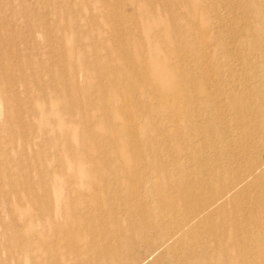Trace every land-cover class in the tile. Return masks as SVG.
I'll list each match as a JSON object with an SVG mask.
<instances>
[{"label": "rangeland", "instance_id": "rangeland-1", "mask_svg": "<svg viewBox=\"0 0 264 264\" xmlns=\"http://www.w3.org/2000/svg\"><path fill=\"white\" fill-rule=\"evenodd\" d=\"M38 1L40 0H0V53L2 62L5 65L12 62V74L19 75L25 81L27 80L26 84L24 82L19 83L7 93L22 96V101L18 102L20 105L15 107L19 110L17 117L24 113L30 118L26 123V127L30 130L28 129L25 137L24 134L22 135L17 131L18 127L22 125L20 121L17 118H9V107L13 103L12 101L6 102L1 97L6 88L0 83V264H40L48 259L46 253L42 256L43 259H37L29 255L25 258V261L23 260V263L20 262L23 251L17 241L21 240L23 234L26 237L31 235L30 230L27 231V228L21 223L25 219H29L28 214L21 213L22 209L20 208L27 206L24 196L30 198L32 195H39V184L37 183L40 173H38L36 167L38 163L36 162L37 156L40 155L41 160H44L43 163L49 168L48 172L55 176L54 174L57 173L60 165H64L62 160L64 154L67 151L68 156H70V151L73 154L72 150L69 151V148L82 147V134L85 129H91L95 145L102 147L108 140L112 139L107 150V155L111 156L113 161L110 167L112 170H101L103 172L102 176L94 177V186L91 187L89 182L92 178H89L86 170L93 169L95 166H92L91 162H75L72 166L78 171V174L80 173L82 182L75 184L68 175L61 177L56 175L57 179L60 178L59 182L55 184L56 179L53 178L50 186L51 190H54V195L45 194L42 195V198L46 200L50 196L53 199L55 212L52 214L56 215L57 219H61L65 208L64 204L68 200L75 205L76 200L82 197V200L85 201L82 214L90 216V210L94 203L93 195H118V197L112 205L107 204L108 207L104 210L105 214L111 216L109 223L102 222L98 217H94L91 225L85 228V233H82L80 241L76 243L81 249L78 253L72 252L69 258L66 257V260L62 261L63 255L73 251V248L72 246L59 245L53 251V255L59 256L60 260L57 261L56 258H50V260L54 264H99L104 258L101 259L96 255L106 245V253L108 254L104 257L105 260H108L111 253L116 252V246L113 244L119 239L127 240L124 233L126 229L130 228L131 218V220L139 221V228H144L148 223L154 224L158 228L156 230L158 236L155 241L144 240L146 241L145 246L150 249L148 252L137 250L134 253H125L124 260H127V264H168L170 261L179 263L185 255L184 250L190 248V243L194 242L189 235V230L192 227L198 230L200 236L206 237L209 227L222 218L223 210H220V205H223L225 210H230L232 208V197L236 193L241 192L242 195H245L242 198L243 201L248 195H255L256 192L264 190V141L258 129L259 117L251 115L249 111L245 112L238 110L237 107L234 108L231 105L232 92L230 91L234 88V93L242 95L244 103L255 99H258L260 105L264 102V96L257 97L261 90L264 91V87L257 88L251 85L238 84L239 77L249 74V64L259 61L256 56H259L261 52L260 50L251 51L255 41L254 36H257V33L264 32V24L258 13L251 9V5L255 0H213L212 6L219 7L222 10L223 26L226 27L227 32L225 36L222 35L216 41L213 33L207 34L209 43L216 42L218 44L214 51H210V55L214 59L213 68L218 67V70H220V74L214 70L208 76L213 85L211 84L212 93L207 98V93L198 92L197 88L188 81L185 84L190 86L178 89L174 81L183 77V75H195L197 67L190 60H185L188 56L183 54L176 57L173 63L172 58L176 50L170 46L163 45L162 47L164 49L163 54L168 57V68H171L172 72L162 75H170L173 82L160 88L157 82L142 79L145 73L135 72L133 68H137V66H133V64L123 68L120 72L112 69L111 73L108 70V65L116 67L119 58L115 55V58L109 59L105 63V60L101 57L107 56L106 47L100 45L99 75L107 76L111 74L115 76L117 78L116 82H118V85L120 84L119 87L123 90L116 93L114 89L115 95L111 94V97L110 94L106 95L117 107L123 103L122 98L125 97L126 109L128 112L130 111L128 113L125 109L120 108L122 115L115 118L114 132H111L110 125L107 122L108 118L105 117L98 100L106 96L104 94L107 87L90 81L87 77L93 70L88 72L84 66L77 72L79 80L78 98L70 94L66 97V100L68 105L72 107V112L79 103H82L84 105L82 110L85 114L75 113L72 119L73 123H70L68 115L64 116L65 120L59 118L54 122L53 114L47 112L45 108L46 113L41 116L42 126L37 122L38 117L32 114V106L40 104L41 109H43L41 100L25 97L27 94L34 93L35 86L32 78L36 75V72L32 70L28 73L26 71L22 73L17 68V64L21 65L23 63L28 67L33 65L36 58L33 52L35 40L40 42L42 58L51 64H57L59 54L61 55L54 48L55 45L59 47V44H66L70 49H74L76 51L75 59L78 63H81L84 56L83 52H85L83 49H88V46L82 47L79 45L78 36L91 14V12L86 11L83 15H79L76 14V11H73L75 7H83L85 0H43L45 4ZM130 1L115 0V2H112L111 12L116 16V20L119 19L117 15L119 11L125 17L133 16L134 11L129 6ZM140 2L145 1L140 0ZM150 5L151 3H148V6ZM182 10V5L175 6L176 13L179 14ZM96 11L97 9H93V12ZM206 11L207 19H203V26L206 25L209 29L211 23L219 19L214 13L210 14V8H207ZM63 15L65 17L62 19ZM181 18L184 23L187 20L189 21L185 15H182ZM41 20L49 23L51 33L49 39H46L37 30L30 37L28 29L35 22ZM76 24L82 28L79 29ZM94 32L98 33V30L95 29ZM102 36L105 37L106 34L104 33ZM132 38L133 41L140 40L139 42L145 40L144 34L135 36V39ZM92 40L103 42L104 38L97 37V34L92 37L88 36L86 45H90ZM152 41V45L161 42V36L153 37ZM128 52L131 57L137 59L141 55H148L144 47H131ZM13 54L15 55L13 56ZM86 55L90 59L95 57L90 51ZM179 57H184V59ZM49 63L46 62V65ZM200 64L205 69L209 68V62L205 66L201 60ZM174 65H180L182 68H175ZM240 68L241 70H239ZM47 73L50 75V72ZM123 77L128 79L124 80ZM222 77L223 80L220 79ZM46 78L44 76V79ZM47 82L45 80L40 87H47L49 90L51 88L57 89V86L45 84ZM128 90L137 95L133 108L130 106L132 101L127 100L126 97ZM257 90L260 91L257 92ZM102 91L103 94H101ZM218 96L224 98L225 105L222 112L218 108L216 109L215 105L212 106L211 100L213 98L217 99ZM47 100L51 104L57 102L54 97H48ZM57 106L61 108L64 105L60 103ZM258 113L263 112L259 110ZM84 116H87V120L84 119ZM120 116L129 118L131 125H128L126 119L120 118ZM68 126L70 127L68 128ZM67 128L72 131L71 134L66 132L67 139L73 141V144L63 141L62 139L66 136L62 135L61 141H58V147L53 149L46 142V139L55 136V131L60 130L64 133ZM127 128L128 132L126 131ZM113 133L114 136H110ZM24 141H28V143L23 144ZM93 150L94 148L90 150L92 155H94ZM137 151L141 152L150 162L136 168L134 176H126L123 164L118 157L119 153L126 159L132 158L134 160L133 156ZM61 152L64 154H61ZM22 156H25L29 163H32L31 166H26L32 174V181L27 186L23 185L24 179L28 177V169L22 168ZM230 156L233 159L231 164L228 162ZM90 160L92 161L91 158ZM23 162L25 165L28 164L25 161ZM130 164H125V166L129 167ZM68 165L70 166L71 163H68ZM229 165L230 168L239 171L251 168L253 174L236 189H229L232 179L223 177V173L219 172L222 166ZM235 165L237 167H233ZM67 170L63 169L61 173L64 174ZM45 174V172H42L40 175L44 177ZM147 177V180L143 179ZM211 177L214 178V193L207 189L204 195H225L220 204H215L207 209L198 219L192 221L191 225L184 227L176 234L177 223L174 222L173 217L155 218L156 214L161 211L160 207H166L167 212L170 210L183 212V200L189 198L192 200L190 197L192 194L187 191V187H198L201 183L209 181ZM255 179H261V181H258L257 186L254 184L250 188ZM13 203L20 207L14 217L10 214L8 207ZM167 212L165 213L168 215ZM188 213L190 214V212ZM210 214H217L215 221L201 222L205 216ZM49 216L51 215L42 217L44 226L51 227L50 222H46ZM104 223L107 225H103ZM14 224L19 225L21 230L16 232L13 229ZM165 225L167 228H163ZM45 229L47 228L44 227L43 230ZM95 233H99V236L94 237L93 234ZM165 235L168 236L165 238ZM14 239L16 240L14 241ZM74 243L71 242V244ZM215 246L221 252H225L226 246H223V244H216ZM243 247L246 249L247 245H243ZM262 251L264 252V247L263 250L257 249L258 254ZM11 253L15 254V258L10 259ZM201 254H204V252ZM207 256L208 254L201 255L194 261H196V264L225 263L218 261L216 257L210 258ZM258 257V260L250 258L249 262L251 264H264V253L263 256L259 254ZM2 259L7 261H1Z\"/></svg>", "mask_w": 264, "mask_h": 264}, {"label": "bare ground", "instance_id": "bare-ground-1", "mask_svg": "<svg viewBox=\"0 0 264 264\" xmlns=\"http://www.w3.org/2000/svg\"><path fill=\"white\" fill-rule=\"evenodd\" d=\"M144 1L145 2L142 3L140 0H131L129 6L130 9L134 11L133 16L125 17L119 11L117 12L119 18L118 20H116V16L111 12L112 2H115V0H85L83 7H75L73 11H76V14L79 15H83V13H86V11L91 12L88 17V21L85 23L86 25L83 27L84 29L78 36V44L82 47L88 46V49H83L85 52H83L84 56L81 63L76 61V51L74 49H70L66 44H59L58 47L54 43L55 51L61 53V55L59 54V60L55 65L45 61L41 56V47L39 45L40 42L35 40V43L33 44V52L35 53L36 58L33 65L28 67L21 63V65L17 64V68L22 73L24 71L28 73L32 70L36 72V75H34L32 78L35 86L34 93L31 95L27 94L25 97L42 101L43 109H41L40 104L37 106H32V114H34L35 117H38L37 122L40 126L43 125L41 116L46 113V111H44L45 108L47 112L49 111L53 114L52 117L54 118V122H56L59 118L64 119V116L68 115L71 123L75 113L80 112L81 114H85L84 110H82L84 107L82 103H79V105H77V107L72 112V107L68 105L66 100V97L70 94L75 95V97L78 98L79 90L77 87L79 86V80L77 78V72L82 66H84L88 72L93 70L92 73H89L87 77L90 79V81L94 83L96 82V84L100 83L99 85L107 87V91H105L106 93L104 95L110 94V97L111 94L115 95L114 89L116 90V93L123 91L122 88L119 87L120 84L118 85V82H116L117 78H115V76L111 74H108L107 76L99 75L98 66L101 63L102 58L105 60V63L108 62L109 59L115 58V55L117 58H119L117 60L119 61L118 65L116 67L108 65V70L110 72L112 69L120 72L123 68L133 64V66H137V68H133L135 72L138 71L140 73H145L142 79L146 81L150 80L157 82L159 84L158 87L160 88L170 84L173 82V79L170 77V75L163 76L165 73L172 72V69L168 68V57L163 54V45L170 46L172 49L176 50V53L172 58L173 63L175 62L174 59L176 57H178L180 54H183L188 56V58L185 60H190L197 67L195 75H183V77H180L174 81L178 89L180 90L183 89V87L188 86L189 84H185V82L188 81L197 88L198 92L207 93L206 98L210 97L209 94L212 93L211 88L213 82L208 78V76L210 72H214V70L220 74V70H218V67L215 69L213 68L214 59L210 55V51H214L218 44L216 42L212 44L209 43L207 41V34L210 32L213 33L215 41L219 40L222 35L225 36L227 31L226 27L223 26L224 17L221 8L212 6L213 0ZM38 2L45 4V1L43 0ZM148 3H151V5L148 6ZM178 4L183 6V10L179 12V14L175 11V6ZM207 8H210V14L214 13L219 19H216L214 22H212L211 26H209V29H207L206 25L203 26V19H207ZM93 9H97V11L93 12ZM251 9L252 11L258 13L262 23L264 24V0H255L251 5ZM182 15H185L189 21L187 20L184 23L181 18ZM64 17L65 16L63 15L62 19ZM168 17L171 19L169 20ZM77 26L79 29L82 28L80 25ZM95 29L98 30V33L94 32ZM35 30L41 32L46 37V39L51 37L48 22H43L41 20L30 26L28 29L30 37H32ZM104 33L106 34L105 37L102 36ZM96 34L97 37L104 38V41L99 42L92 40L90 45H86V38L88 36L92 37ZM141 34H144L145 40L142 42H139L140 40L133 41L132 37L135 39V36H140ZM157 36H161V42H157V44L152 45V38ZM254 39L255 41L251 47V51H261L260 55L256 56L259 61L249 64V74L247 76L243 75L242 77H239L238 84L243 86L251 85L259 88L264 87V32L257 33V36H254ZM100 45H104L106 47L105 51L107 54L106 57H101V59L99 58V54L101 55L99 48ZM131 47H144L147 50L146 53H148V55H141V57L138 59L133 58L128 52V49ZM88 51L93 53L95 57L91 59L88 58L86 55ZM14 55L15 54H13V56ZM179 58L184 59V57ZM201 60L205 66L207 62H209L208 69H205L201 66ZM18 62L20 63L19 60ZM46 62L49 64L46 65ZM174 67L182 68L180 65H174ZM11 70L12 62H9L7 65L3 64L0 53V83L6 88L4 92H2L1 97H3L6 102L12 101L13 104H10L11 106L9 107V118H17L18 121H20L22 125L18 127L17 131L22 135L24 134L26 137L29 129L26 127V123L30 118H28V116H26L24 113L21 114L20 117H17L19 110L17 108L15 109L16 106L18 107V105H20L18 102L22 101L23 98L20 95H11L7 92L11 88L16 87V85L19 83L24 82L26 84L27 80L25 81V79L19 75L15 76L12 74ZM239 70H241V68ZM47 72H50V75ZM235 74L236 73L234 71V75ZM44 76L47 78L44 79ZM123 79L127 80L128 78L123 77ZM220 79L223 80V77ZM45 80L48 81L45 84H48L49 86H57L56 88L58 90L53 88L49 90L47 87L41 88L40 86L45 82ZM60 84H62V86H60ZM234 90V88H232V90L230 89L232 92L231 105L234 108L237 107L238 110H243L245 112L249 111L251 115H257L259 117L260 124H258V129L260 131V136L264 141V102L260 105L258 104V99H255L244 103L242 100V95L234 93ZM130 91L131 90L127 91L128 95H126V97L127 100L129 99L132 101L130 106L133 108L135 106L134 103H136L137 100V95L131 93ZM259 91L260 90H257V92ZM101 94H103V91ZM260 96H264L263 90L257 94V97ZM48 97L56 98L57 102L55 104H51V102L47 100ZM223 99L224 98L222 96H218L217 99L213 98L211 100L213 103L212 106L215 105L216 109L218 108L221 112L225 105ZM98 100L103 108L105 117L108 118L107 122L110 125V130L111 132H114L115 118H117L119 115H122L120 108H123L125 111H127L126 99L125 97L122 98L123 103L118 107L112 102V100L108 99L107 95ZM95 101L98 103L97 100ZM60 103L64 106L58 108L57 105ZM257 110H260L263 113H258ZM128 113H130V111ZM86 118L87 116H84V119ZM120 118L126 119V123L131 125V120H129V118H124L123 116H120ZM47 120L49 121L48 118ZM69 127L70 126H68V128ZM68 128L67 130H64V133L60 130L55 131V136L47 138L46 142L49 143L53 149H56L58 147V141H61L62 135H65L66 137L62 140L66 143H71L72 145L73 141L67 139V133H72V131ZM90 130L91 129H85L84 133L82 134V147H73L74 149L69 148V151L72 150L73 154H71L70 151V156H68V151L66 154L61 152V154H64V158L62 159L64 165H60L59 170L56 174H54L55 176L48 172L49 168L46 167L45 163H43L44 160H41L40 155H38L36 158V162H38L36 166L38 173H46L44 177L39 174L40 178L37 183L39 184V195H32L30 198H26L24 196V201L27 202V206L24 208L17 207L16 203L8 206L10 209V214L13 217L18 213V208L22 209L21 213H27L29 217V219H25L24 222L21 223L27 228V231L30 230L31 235H29L30 237H26L23 234L21 235L23 236L21 240L17 241L22 247L21 250L23 251L20 262L23 263V260L25 261V258L29 255L31 257H36L37 259H43L42 256L47 253L48 259L45 258L46 261L44 260L40 264H54L50 258H56L57 261L60 260L59 256L53 255V251L59 245H63L65 247L72 246L73 248V251L68 252L69 254L66 253L63 255L62 261L66 260V257L69 258L72 252L78 253L81 250L76 243L80 241L82 233H85V228L91 225L94 217H98L102 220V222L109 223L111 220V216L105 214L104 210L106 207H108L107 204L110 203L112 205V203L116 201L118 195H93V201L96 204L93 203V207H91L90 210V216H85L82 214V209H84L83 206L85 205V201L82 200V197L79 200H76L75 205L71 204L68 200L64 204L65 208L61 219H57L56 215L52 214L55 212V202L53 199L50 196H48L46 200L42 198V195L45 194L54 195V190H51L50 186L53 178L56 179L54 181L55 184L59 182L60 178L57 179L56 175H59L60 177L68 175L71 178V181L75 184L82 182L80 173L78 174V171L72 166V164L75 162L86 161L89 163L91 162L92 166H95L93 169L90 168L86 170L89 174V178H92L89 182L91 187L94 186L93 178L103 173L101 170L107 171L110 169L113 161L111 156L107 155V150L109 149L112 139L108 140L104 145H102V147L100 145H95ZM126 131L128 132V128ZM110 136L113 137L114 133ZM27 143L28 141H24L23 144ZM91 148H94V155L90 154L92 152L90 151ZM89 154L92 156L90 157ZM118 157L120 158V162L123 164L126 176H134L136 168L147 165L148 162H150L139 151L134 154V160L132 158H124L121 153H119ZM23 161L27 162L28 164L25 165ZM228 162L230 164L233 162L232 156L229 157ZM21 163L23 164L22 168H27L32 164L29 163L25 156L21 157ZM68 163H71V165L69 166ZM125 164L130 165L129 167H126ZM233 167L237 166L235 165ZM61 169L68 170L66 173L62 174ZM219 172L223 173V177H230L232 179L229 189H236L243 183V181L248 179V177L253 174L251 168L239 171L230 168V165L222 166ZM31 175L32 174L28 169V177L24 179L23 185L27 186V184L32 181ZM143 179L147 180L148 177ZM258 181L260 182L261 179H255V181L250 185V188L253 187L254 184L257 186ZM213 186L214 178L212 177L209 179V181L201 183L198 187L188 186L187 191L192 194L190 195L192 200H190V198L183 200L182 210L184 213L182 211L179 212L178 210H170L167 212L165 210L166 207H160L161 211L156 214L155 218L163 219L165 217L167 218V216L173 217L174 222L177 223L175 234L178 233L184 227L191 225L190 223L198 219L207 209L215 204L221 203L225 195H204V192L207 189L214 193ZM244 196L245 195H242L241 192L236 193L232 197V208L230 210H225L224 206L220 205V210H223V215H221L222 218L220 221L217 222L214 220L216 219L217 214H210L202 219L201 222L203 223H209L211 221L216 222L215 224L211 223L212 225L209 227L206 237L200 236L197 232L198 230L192 227V229L189 230V235L194 241L190 243L191 247L184 250L185 255L182 259H180L179 263L177 261H170L168 264H196V261L194 260L201 255L206 254H208L207 257L210 258L216 257L218 261L220 260L221 262H225L224 264H251L249 262L250 258L258 260L259 254L263 256L264 252L262 251L258 254L257 249L263 250L264 247V190L261 192H256L255 195H248L242 201ZM110 200L112 201L109 202ZM165 212H167L168 215ZM188 212H190V214ZM48 215L51 216L46 219V222H50L51 227L44 226L42 223V217ZM103 225L107 224L104 223ZM13 226V229L16 232L21 230L19 225L14 224ZM138 226L139 221H134L130 218V228L126 229L124 233V236L127 237V240L123 241L124 239H119L113 244L116 246V252L111 253L108 260H105L104 257L108 254L106 253L107 245L102 248L96 255L101 257V259L104 258L99 264H127V260H124L125 253H134L137 250L148 252L150 249L145 246L144 243H146V241L144 240L155 241V238L158 236L156 233L158 228H156V226L152 223L146 224L144 228H139ZM44 227L47 229L43 230ZM163 228H167V226L165 225ZM93 235L94 237H97L99 236V233H95ZM167 236L168 235H165V238ZM15 240L16 239H14V241ZM71 242L75 243L71 244ZM216 244H223V246H226L225 252L218 250V248L215 246ZM243 245H247V248L244 249ZM202 252H204V254H201ZM13 258H15V254L11 253L10 259ZM233 258L235 259L234 261ZM8 259L9 257L7 260ZM3 260L7 261L6 259H2L1 261Z\"/></svg>", "mask_w": 264, "mask_h": 264}]
</instances>
